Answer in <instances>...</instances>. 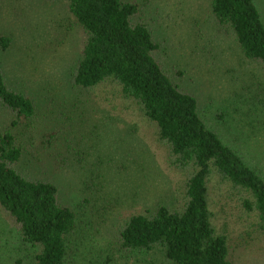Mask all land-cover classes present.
I'll list each match as a JSON object with an SVG mask.
<instances>
[{"label": "rangeland", "instance_id": "1", "mask_svg": "<svg viewBox=\"0 0 264 264\" xmlns=\"http://www.w3.org/2000/svg\"><path fill=\"white\" fill-rule=\"evenodd\" d=\"M4 1L0 30L15 38L6 69L12 85L36 103L30 118L0 103V131L12 132L23 148L19 168L59 180L79 216L80 247L86 242L106 249L103 264H169L160 253L126 259L115 233L132 213L179 205L187 170L169 165L156 129L133 104L112 93L85 95L71 88L84 34L66 1ZM136 1L159 42L165 71L198 98L208 126L264 176V66L243 56L233 34L211 14L210 0ZM255 2L264 20V0ZM69 156L78 158L80 169L88 167L86 175L64 172ZM214 180L213 220L229 237L232 264H264L258 215L243 208L238 191ZM0 264H37L34 248L1 210Z\"/></svg>", "mask_w": 264, "mask_h": 264}, {"label": "trees", "instance_id": "2", "mask_svg": "<svg viewBox=\"0 0 264 264\" xmlns=\"http://www.w3.org/2000/svg\"><path fill=\"white\" fill-rule=\"evenodd\" d=\"M48 1H66L69 16L84 34L71 88L85 95L112 93L133 104L156 129L169 165L188 172L179 205L161 204L120 222L115 233L119 250L126 259L137 253L144 258L160 253L169 264H232L229 237L213 220L211 183L215 179L214 183L238 191L243 208L258 215L264 231V176L208 126L198 98L165 71L157 54L159 42L139 17V2ZM3 3L0 0V18ZM209 9L233 34L243 56L264 66V20L255 0H210ZM14 46L13 34L0 30V103L17 116L30 118L36 103L12 85L6 69L5 56ZM74 139L79 145L80 138ZM23 155L15 135L0 131V210L34 248L36 263L103 264L106 249L86 242L80 247L82 226L62 184L57 178H39L19 168ZM65 161V173L76 172L79 178L87 174L88 167L80 169L76 156Z\"/></svg>", "mask_w": 264, "mask_h": 264}]
</instances>
